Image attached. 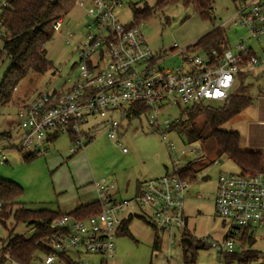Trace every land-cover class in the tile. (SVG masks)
I'll list each match as a JSON object with an SVG mask.
<instances>
[{
    "label": "rangeland",
    "instance_id": "obj_1",
    "mask_svg": "<svg viewBox=\"0 0 264 264\" xmlns=\"http://www.w3.org/2000/svg\"><path fill=\"white\" fill-rule=\"evenodd\" d=\"M5 1L7 0H0V15L1 5ZM157 1L146 2L154 7ZM146 2L117 11V18L122 23L133 22L137 16L136 10ZM244 2L245 0H214L212 8L208 11L209 17H204L192 5H186L183 0H179L162 9H155L152 16L140 20V23L147 43L154 52L165 51L166 54L171 55L177 49L191 47V51L205 56L207 51L203 47H195L194 44L219 28L220 24ZM62 20V25L55 30L53 38L45 45L46 58L51 61L52 67L45 73L30 72L18 83L10 101L0 107V132L14 128L11 133L16 137L19 123L17 113L21 104L34 100L40 94L66 90L79 76L80 55L77 46L86 38L90 17L83 6L75 4ZM219 29L225 36L227 48L236 52L238 43L249 37L247 46L254 50L257 57L264 60V35L260 39L250 38L247 28L241 25L232 26L229 23ZM3 32L0 22V51L3 48ZM70 34L73 37L71 42L67 43ZM174 43L178 44L177 49H172ZM182 63L181 56L170 57L164 68L176 69ZM10 66L8 59H0V86ZM240 83L239 79L234 88L237 89ZM245 83L250 84L251 105L221 124L219 129L240 133L242 150L255 149L264 152V123L260 122L264 120L260 113V107L264 105V65L257 67L254 75L246 77ZM203 103L217 107L223 102L206 100ZM192 105H172L162 108L159 113V121L162 125L158 128L149 126L147 114L138 117L116 114L115 118L120 123L118 135L122 146L118 145L119 138L115 140L109 138L105 127L106 119L92 115L83 128L89 133L92 127H96L95 135L86 139L77 152L70 151L72 142L68 135L57 137L46 145L48 149L46 154L36 155L32 159H27L26 156L33 150L5 151L7 162L0 164V178L12 181L21 187L22 194L19 196L18 206L29 209L47 208L67 214L99 200L94 187L95 182H100L102 179L115 181L119 188L117 198L130 199L134 196L136 188L138 191L145 181L172 174L176 159H179V163L184 166L204 154L206 165L198 173L197 180L191 185L185 201L188 233L204 242H221L229 231L230 222L220 217L215 210L217 179L220 173L239 174L240 169L227 156H216L215 142L208 137L210 130L208 127H202L203 117L194 120L196 126L203 130L201 141L187 144L176 128L172 126L167 130L164 121L179 118L185 108ZM184 118L187 119L186 116ZM162 133L174 143L175 150L170 151L167 148ZM123 146L128 149L127 152H123ZM193 149L198 151L193 152ZM183 151L186 155H182ZM214 160L219 163H214ZM210 161L213 162L207 164ZM17 208L19 207L13 208L7 219L0 221V250L11 231L14 234L27 236L32 232V227L28 224L15 221L13 214ZM128 229L131 236L121 233L115 239L114 257L109 259L108 264H225L226 262L219 249L211 247L208 242L206 247L198 248L194 261L190 262L184 253L178 234L170 237L139 215L133 216L128 223ZM250 235L254 243L252 245L246 243L242 248V245L239 246L240 242H237L236 252L243 249L257 251L259 256L256 260H252V263L264 264V227L254 228ZM236 237L239 239L241 235ZM155 241L158 242L157 247ZM82 257L91 264H100L102 260L100 255L85 253ZM37 262L38 259L34 258L32 264ZM5 264L17 263L6 261Z\"/></svg>",
    "mask_w": 264,
    "mask_h": 264
},
{
    "label": "built area",
    "instance_id": "obj_2",
    "mask_svg": "<svg viewBox=\"0 0 264 264\" xmlns=\"http://www.w3.org/2000/svg\"><path fill=\"white\" fill-rule=\"evenodd\" d=\"M146 1L76 0L90 17L86 38L77 46L79 76L66 90L40 94L21 104L17 113L18 135L14 137L11 133L14 128H11L10 135L0 139V164L7 162L4 152L11 149L46 154V145L61 135L74 136L70 151L77 152L86 139L95 135L96 127L89 133L83 128L92 115L106 119L108 136L115 140L119 138L120 126L115 115H132L128 108L133 105L146 106L149 126L158 128L162 125L159 121L162 108L189 106L206 100L225 101L240 75H254L257 67L264 65V60L247 46L249 37L238 43L236 52L226 48L202 56L190 47L177 49V43L172 47L177 51L171 55L165 51L154 52L140 22L122 23L116 16L117 11ZM7 5L8 0L1 7ZM62 23V19L58 20L55 30ZM227 23L241 25L247 28L250 38L260 39L264 35V0H245L219 27ZM72 37L70 34L66 42L70 43ZM174 56L182 57V65L166 70V61ZM178 122L179 118L166 119L163 124L168 130ZM162 137L167 148L175 150L165 133ZM118 145L122 146L120 138ZM122 150L128 151L124 146ZM214 163L219 162L214 160ZM181 168L176 159L172 174L145 181L130 199L117 198L119 191L115 181L95 182L99 211L85 218L65 214L54 219L46 240L49 252L37 253L42 257L35 256L36 264H91L82 257L85 253L100 255V264H108L114 257L115 239L130 215L143 216L170 237L178 234L182 243L188 232L185 201L195 182L179 175ZM215 210L220 217L229 220V231L221 242H207L225 257L236 252V243L240 242L236 236L241 235L242 229L264 227V173H220ZM225 264L253 263L236 260Z\"/></svg>",
    "mask_w": 264,
    "mask_h": 264
},
{
    "label": "trees",
    "instance_id": "obj_3",
    "mask_svg": "<svg viewBox=\"0 0 264 264\" xmlns=\"http://www.w3.org/2000/svg\"><path fill=\"white\" fill-rule=\"evenodd\" d=\"M177 1L179 0H158L154 7L146 2L136 10L135 20L140 22V20L152 16L155 9H162L164 6ZM183 1L186 5H192L202 16L209 17L208 11L212 8L214 0ZM75 4L76 0H8V5L1 7L0 22L4 32L0 59H8L11 66L0 86V107L10 101L13 90L30 72L45 73L52 67L51 61L46 58L45 45L55 34L56 22L64 18ZM219 28L205 35L194 46L203 47L208 54L213 50L222 52L227 48V41ZM249 76H239L241 81L239 87L234 88L221 105L214 107L208 104L204 105V103L193 104L192 107H186L179 117V122L172 125L185 139V143L192 144L202 140L203 130L196 126L194 120L203 117L202 127H208L210 130L208 137H211L215 142L216 156H227L239 167L240 174L243 175L264 173V152L255 149L242 150L240 148V133L223 131L219 129V126L251 105L250 84L245 83L246 77ZM128 109L133 116L137 117L147 112V107L144 105H133ZM260 113L263 118L264 105L260 107ZM185 116L187 119L184 118ZM261 121L264 122V120ZM8 135H10L9 131L0 132V139ZM69 137L71 140L74 138L72 134ZM35 156L30 153L26 158L32 159ZM204 156L186 163L178 174L182 177H189L191 182H196L198 173L206 165L204 164ZM21 194L22 189L19 185L0 178V221L7 219L14 207H19L13 214L15 221L26 223L32 227V232L28 236L14 234L11 231L0 250V264L6 263V261H13L17 264H32L37 253L49 252L46 240L51 234L50 224L54 219L65 215L47 208L29 209L18 206V199ZM98 211V201H94L67 213V215L85 218ZM140 217L144 219L143 216ZM132 218L133 216L130 215L123 222L118 235L122 233L131 236L128 223ZM253 229L247 227L241 230L239 246L242 245L243 248L246 243L250 245L254 243L251 238L252 235H250ZM155 244L157 247L158 242L155 241ZM181 244L190 262L194 261L199 247L207 246L206 242L197 240L188 232L185 233ZM257 253V251L243 249L234 254L226 255L224 259L225 261L249 262L258 258Z\"/></svg>",
    "mask_w": 264,
    "mask_h": 264
},
{
    "label": "crops",
    "instance_id": "obj_4",
    "mask_svg": "<svg viewBox=\"0 0 264 264\" xmlns=\"http://www.w3.org/2000/svg\"><path fill=\"white\" fill-rule=\"evenodd\" d=\"M260 122H262V121H260ZM262 123H264V122H262ZM94 137V136H93ZM141 184V183H140ZM118 191H119V188H118ZM137 192V188H136V190H135V193ZM186 214V213H185ZM186 218H187V222H188V217H187V215H186ZM188 231H189V227H188Z\"/></svg>",
    "mask_w": 264,
    "mask_h": 264
}]
</instances>
